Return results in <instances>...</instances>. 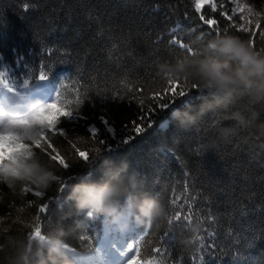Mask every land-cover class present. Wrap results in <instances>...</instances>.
I'll list each match as a JSON object with an SVG mask.
<instances>
[{"label":"trees","instance_id":"trees-1","mask_svg":"<svg viewBox=\"0 0 264 264\" xmlns=\"http://www.w3.org/2000/svg\"><path fill=\"white\" fill-rule=\"evenodd\" d=\"M213 4L218 0L199 10L195 0H0V87L23 100L8 107L31 115L59 87L57 108L83 101L79 115L65 118L54 132L40 128L32 141H21L22 149L9 148L7 158L0 151V167L35 157L56 176L47 189L28 182L13 188L0 180V264H20V258L22 264H107L110 253L128 261L136 251L140 264H264V132L258 121L234 118L246 100L213 98L167 79L163 70L205 51L218 33L238 35L264 51V2L251 25L231 8L229 21ZM242 23L248 31L240 30ZM173 38L186 47L172 44ZM41 71L46 80L37 79ZM181 89L186 96L153 113L146 131L132 133L141 112L136 101L146 111L156 106L153 94L164 102L166 93ZM44 116L57 119L56 109ZM90 126L99 129L95 136ZM129 134L133 138L126 140ZM125 163L132 195L151 196L162 211L138 221L126 198L121 208L129 224L120 230L94 210H79L70 191ZM177 213L181 222L190 216L184 227L172 221Z\"/></svg>","mask_w":264,"mask_h":264},{"label":"clouds","instance_id":"clouds-1","mask_svg":"<svg viewBox=\"0 0 264 264\" xmlns=\"http://www.w3.org/2000/svg\"><path fill=\"white\" fill-rule=\"evenodd\" d=\"M163 70L168 74L167 79L195 85L198 92L206 91L213 98L246 100L245 108L237 109L239 115L234 118L238 121H258V132H264V120H260L261 112H264V51L257 50L250 41L232 33H218L208 41L205 51L177 59L165 65ZM36 110L34 108L31 115L0 113V131L8 127L13 132H19L22 141H32L40 131L41 122L29 119ZM187 116L189 120L193 119L191 113H187ZM8 142L11 146L6 148L5 138L0 137V151L4 155L9 154V148L15 151L24 147L16 137H9ZM126 168L125 163L123 169L111 168L99 180L72 185L70 198L76 202L79 210H94L109 218V223L120 230H127L129 224V216L121 208V201L126 198L132 200L138 221L159 214L162 211L159 201L148 195H132L124 174ZM55 179L54 172L35 157L24 160L20 156L19 163L0 167V180L13 188L17 183L28 182L40 189H47ZM23 259L20 258V264Z\"/></svg>","mask_w":264,"mask_h":264},{"label":"snow or ice","instance_id":"snow-or-ice-1","mask_svg":"<svg viewBox=\"0 0 264 264\" xmlns=\"http://www.w3.org/2000/svg\"><path fill=\"white\" fill-rule=\"evenodd\" d=\"M231 3L236 4V0H230ZM196 3V8L197 10L200 9L201 7V0H195ZM212 10L216 11V6L213 4L212 5ZM25 11H27V8H25ZM233 14H235L238 11V8H233L232 9ZM221 15L225 16L229 21H232L233 17L229 16L227 12L222 11ZM201 19L204 21V23L210 25V26H215L217 24V21H215L214 19H210V20H204L203 16H201ZM241 20H244V17H241ZM258 27V25H257ZM240 30L243 31H248V28L245 27V25L242 23L240 25ZM173 32H175L176 30L173 29ZM253 35H255V33H253ZM172 44H177L179 43L181 47H186L185 45L182 44V42L178 41L176 38H173L171 41ZM48 78V75H46L43 71L40 72L39 76L37 77V79L39 80H46ZM171 84V82H169ZM193 87L195 88L196 86L193 85ZM166 95H169V99L167 101L161 102L163 100V97L158 95V94H153L152 99L155 101L156 106L155 107H149L146 111L144 110V105H143V101H136L137 105H139V108L141 109L140 114L137 116V120L139 121V123H137V121H132L131 122V130L133 134H140L143 133L144 131H146V129L148 127L151 126V124L153 123L152 120V115L153 113H155L158 109H165L168 108L172 103H174L177 99V97H183L186 96L187 93L181 89L179 92H168L166 93ZM60 96H61V89L60 87L58 88L56 94H55V98L53 100H51V102L41 106L40 108H38L36 110L35 113H33L32 117H30V120H38L40 121V128L42 130V132L45 134L46 131H55L57 124L61 123L65 118L68 117H72L74 115H79V109L83 104V101L81 100H77L76 104L73 108H71L70 110H65L64 108H57V104L60 101ZM115 97H119L120 96H115ZM91 98H88L87 100H90ZM122 99V98H121ZM133 101V100H131ZM56 109V116L57 119L52 120V119H47L45 118L44 114L46 112H48L51 109ZM104 123H108L109 121H107V118H104V120L102 121ZM19 123V122H17ZM126 129L128 128V126H125ZM109 132L113 131V129L111 128V126L109 125ZM99 132V129L96 126H90V133L95 136L97 133ZM60 134H64V130L61 128L60 129ZM0 137H4L5 138V142H6V148L11 146V144L8 142V138L9 137H16L18 139H20V141H22V138H20V133L19 132H13L10 128L5 127L2 131H0ZM133 138L132 134H129L126 137V140H130ZM44 139H45V135H44ZM101 144H106L107 143V137L104 140L100 141ZM35 145L40 146L43 148L42 145H40V141L35 142ZM46 150V149H43ZM78 152V155L80 158H82L83 160H89V154L86 151H80L79 149L76 150ZM96 155H99V152H96ZM7 158V155L6 157ZM53 160H58V163L63 167V168H67L69 166V164L65 161V159L63 158H59L57 156H52L51 157ZM61 190L63 191V186L61 188ZM39 195V193H37ZM176 203V200H173V204ZM42 211H45V209H41ZM190 220V216H185L183 218V222H181V216L180 213H177L173 218L172 221L176 223V225L181 228L184 227V225H186ZM167 235V234H166ZM210 238L215 239V237L213 236L212 233L208 234ZM201 243L203 244V241H201ZM209 247H211V245H209ZM128 249L130 251H134L133 248V244H129L128 245ZM158 251V250H157ZM127 264H140L139 262V252L136 251L134 255L131 256V258L127 261Z\"/></svg>","mask_w":264,"mask_h":264},{"label":"rangeland","instance_id":"rangeland-1","mask_svg":"<svg viewBox=\"0 0 264 264\" xmlns=\"http://www.w3.org/2000/svg\"><path fill=\"white\" fill-rule=\"evenodd\" d=\"M216 3V0H201V7L206 6L209 3ZM219 4L215 6H221V10L227 12L228 8H238V13L240 16H237L241 19L244 17V23L247 25L256 24L258 20V12L257 10L261 7V3L264 0H236V4L230 2V0H218ZM200 7V8H201ZM3 100L6 103H13L16 106H21L23 103L22 98L19 95H8L3 96ZM3 109V105H2ZM4 110V109H3ZM8 113H11L8 111ZM112 264H122L123 258L118 256L117 254L110 253L109 254Z\"/></svg>","mask_w":264,"mask_h":264},{"label":"bare ground","instance_id":"bare-ground-1","mask_svg":"<svg viewBox=\"0 0 264 264\" xmlns=\"http://www.w3.org/2000/svg\"><path fill=\"white\" fill-rule=\"evenodd\" d=\"M53 33H54V32H53ZM53 33H52V36L54 35Z\"/></svg>","mask_w":264,"mask_h":264}]
</instances>
